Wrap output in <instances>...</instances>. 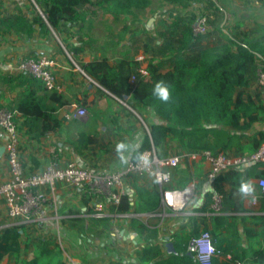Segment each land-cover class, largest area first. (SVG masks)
<instances>
[{"label":"trees","instance_id":"1","mask_svg":"<svg viewBox=\"0 0 264 264\" xmlns=\"http://www.w3.org/2000/svg\"><path fill=\"white\" fill-rule=\"evenodd\" d=\"M162 1L183 9L189 2V0ZM35 2L42 14L37 12L32 21L21 14L2 19L0 31L31 38L35 24L46 30L48 23L60 35L68 50L74 56H78L84 53V48L82 45L69 43L63 33L80 19L81 8L97 6L106 9L117 18L146 10L152 0H35ZM198 2L203 4L204 9L213 8L220 21L211 22V15L203 13L172 14L169 39L162 40L156 49L158 57L171 56V67L167 71H163L162 65L156 63L157 57H152L148 62L146 75L138 72V62L126 57L111 64L108 56L102 55L101 58L81 65L102 88L125 101L133 110L140 114L142 110H149L161 118L160 122L148 126L149 134L145 132L133 160L145 151L154 149L158 153L168 141L187 152L208 151L228 154L235 150L243 156L255 153L264 142L263 130L250 132L254 124L264 123V100L259 94L251 96L242 91L253 83H258L260 74H264V24L255 23L253 27L243 30L240 24H236L227 34L221 27L224 12L218 7V2L215 0ZM203 15L210 18L212 32L209 30L204 35H195L192 25ZM211 34L217 35L218 40L210 47L201 46L202 40ZM150 43L151 40L145 46V53L150 52ZM132 76H135L133 84L130 83ZM17 78L21 80L19 86L26 87L25 94L15 108L11 109L24 118L19 129H24V134L30 140H40L49 133H56L62 127V121L55 113L59 107L66 105L62 95L55 90H48L41 80L22 74ZM158 81H164L169 85L170 99L166 103L152 95L153 87ZM260 87L264 89V86ZM91 137L90 133L80 132L73 143L76 151L87 149ZM251 179L264 180L263 164H251L243 172L232 169L215 178L213 181L215 187L218 188L220 183H231L232 188L229 194L223 195L221 215L213 218L212 236L221 235V229L229 223L226 213L244 211L241 201L237 198L238 187L242 181ZM132 189L136 196V212L153 214L158 211L162 202L161 193L156 187L149 189L132 183ZM262 195L264 206V193ZM133 208L132 199L127 192L121 196L118 204H111L110 212L121 216L130 214ZM252 220L255 225L260 226V230L245 228L246 238L255 264H264V247L260 242H256L264 239V215L255 216ZM76 222L83 224L84 220L78 219ZM91 222L102 226L105 233L98 234L101 239L109 236L110 217L95 218ZM233 226L228 229V236L224 238L223 245H215L219 255H231L230 261L222 264H237L242 260L239 255L242 248L241 237ZM23 227H7L0 230V262L8 256L13 258L16 264H66L64 250L52 239L27 237L22 243L23 235L20 229ZM130 228L149 245L138 252V263L129 264H199L195 253L188 251L190 243L188 237H177L176 251L162 258L163 251L160 245L152 243L159 238L157 228H151L136 218L131 219ZM23 244L26 249L30 247L34 249L33 254L27 255V258L23 257ZM256 244L259 247L255 248ZM215 261L213 264H216Z\"/></svg>","mask_w":264,"mask_h":264},{"label":"crops","instance_id":"2","mask_svg":"<svg viewBox=\"0 0 264 264\" xmlns=\"http://www.w3.org/2000/svg\"><path fill=\"white\" fill-rule=\"evenodd\" d=\"M231 7L229 13V23L225 25L227 31L236 24L240 28L247 29L253 27L255 23L264 24V0H223ZM28 0H0V21L14 16L24 15L29 21L41 11L35 0L32 3ZM195 5V3H194ZM233 5L234 7L232 8ZM34 6V7H33ZM203 8V4L199 5ZM171 8H175L171 6ZM44 17V16H43ZM48 29H42L39 25H34V33L31 38L14 33H4L0 31V107L14 109L18 101L26 92V87L19 86L18 74L14 72V67L18 60L24 58L46 57L55 61L54 69L60 90L66 105L59 107L56 116L62 121V127L56 132L43 136L40 140H30L24 129H19L21 135V151L24 167L27 172H38L43 170L52 162L65 167L69 163H75L91 171L103 174L124 170L129 161L133 160L134 153L140 147L145 132L149 134L148 126L155 122H160L161 118L152 111L143 110L144 122L147 123L145 129L134 120L135 110L104 88H102L83 69V63H89L94 59L101 58L102 54L111 51V45H102L92 48V55L89 46L84 47V53L74 56L62 42L60 35L47 23ZM49 32L62 44L52 40H47ZM212 32V29H210ZM65 33H63L64 35ZM67 37L66 35H64ZM85 40L89 37L84 35ZM69 39V37H67ZM79 37L76 35L68 40L69 43L79 44ZM218 40V36L211 34L204 38L201 46L210 47ZM119 41V40H117ZM110 48V49H109ZM107 56V55H106ZM111 64H115L118 59L124 57H108ZM133 59L139 64V68H147L148 59L137 61V57H126ZM146 58V59H145ZM172 58L170 56V67ZM168 69L163 71H167ZM10 80V81H9ZM130 83L131 79H130ZM133 84V83H132ZM247 94L255 96L257 94L264 100V89L256 82L249 88L243 89ZM42 93V92H41ZM53 105V103H51ZM76 108H83L87 111V117L81 119L67 120L66 115ZM134 115V116H133ZM16 122L20 128L24 118L16 114ZM264 131V123H256L250 132ZM80 132L92 134L87 149L76 151L74 141ZM124 142L128 145L123 156L126 162H122L116 153V145ZM167 148H174L167 154ZM183 150L173 142L168 141L166 145L158 151L159 156H172ZM237 151L230 152V155L237 154ZM210 164L203 161L188 160L182 163L177 170L171 183L172 187H186L191 183L195 184L193 195L186 210L182 213L173 212L163 204L156 213L136 212V196L132 189V183L152 189L157 186L151 177L132 175L124 183L126 193L129 192L134 208L130 215L123 217L110 212L111 203L104 196H96L90 193L88 187L77 188L65 183L56 186L53 192L46 191L49 201L42 211V218L32 226L20 229L22 233V243L26 238L52 239L59 243L64 250L66 264H129L138 263L137 254L149 243L142 241L130 228L132 218L139 219L151 228L159 230V238L152 243L159 244L163 251L162 258L169 253L176 251L175 239L179 236L188 237L190 240L188 251L191 250V242L198 237L203 230L213 229L214 215L211 211V192L217 190L223 195L230 193L231 183H220L218 188L207 179ZM9 179V168L5 155V138L0 132V184ZM255 188L253 196L244 198L237 194L244 211L229 212L225 215L229 218V223L221 229V235L213 237L215 245H223V240L228 236V229L232 225L238 230L241 237L242 248L239 255L242 260L239 263L255 264L249 241L246 238L245 228H255L260 230L259 225H255L252 218L264 215L263 192L259 186L258 179L250 180ZM158 189V188H157ZM159 190V189H158ZM210 195V196H209ZM102 208L103 217H110V233L108 237L101 239L98 234L105 232L102 226L94 225L90 221L95 219V212ZM167 209L169 212H167ZM221 215V214H220ZM78 219H83L85 224L84 236L82 229L77 224ZM15 222L8 218L7 208L4 199H0V230L7 227H14ZM233 226V227H234ZM237 226V227H236ZM16 227V226H15ZM90 227V229H89ZM212 235V233H211ZM264 247V239L259 241ZM168 244H171L170 251ZM225 244V243H224ZM259 247L258 244L255 248ZM24 258L33 254V247L26 249L22 246ZM238 255V253H237ZM231 255H217L213 260L216 264L228 263ZM213 261V263H214ZM0 264H16L13 258L4 257Z\"/></svg>","mask_w":264,"mask_h":264},{"label":"built area","instance_id":"3","mask_svg":"<svg viewBox=\"0 0 264 264\" xmlns=\"http://www.w3.org/2000/svg\"><path fill=\"white\" fill-rule=\"evenodd\" d=\"M210 18L206 15L198 17L193 23L192 30L195 35H204L210 30ZM137 61L144 60V56H138ZM56 63L46 57L24 58L17 61L14 72L41 80L48 90H60V85L54 73ZM142 75L147 74L146 68H139ZM135 82V76L131 77ZM259 85L264 86V74H260ZM16 112L6 107H0V132L5 138V155L9 168V179L0 184V199H4L7 216L15 222L14 227L32 226L42 218V211L49 201L46 191L53 192L60 183H65L77 188L88 187L90 193L96 196H104L111 204H118L122 195L126 193L124 183L132 175L151 177L161 193L162 204L173 212L182 213L186 210L193 195L195 184L186 187H172L171 183L177 168L185 161L203 160L210 164L207 179L213 183L215 178L232 169H241L245 165L261 163L264 165V142L253 154L230 155L224 153L187 152L183 151L172 156H159L153 149L143 152L137 159L128 162L124 170L98 174L90 169L81 167L75 163H69L65 167L56 162L50 163L38 172H27L24 167L21 151V135L19 126L15 120ZM87 117V111L76 108L66 115L67 120ZM259 186L264 193V180H259ZM223 194L217 190L211 192L210 208L214 215L222 209ZM96 218L104 216L102 208L95 212ZM132 217L130 214L121 215ZM191 250L195 253L199 264H213V259L219 252L213 242L209 230H203L201 234L191 242ZM243 264V263H239Z\"/></svg>","mask_w":264,"mask_h":264},{"label":"rangeland","instance_id":"4","mask_svg":"<svg viewBox=\"0 0 264 264\" xmlns=\"http://www.w3.org/2000/svg\"><path fill=\"white\" fill-rule=\"evenodd\" d=\"M34 0H28V3L33 5ZM200 0H189L188 6L183 8H171L169 4L163 3L162 0H152L151 5L144 11H137L134 15L125 17H114L106 9L97 6H86L80 9V19L73 26L66 29L65 34L67 37L72 38L74 36L79 37V45L82 47H88L91 51H87V54L92 55L93 47L102 45L105 47L111 45V51L105 53L108 57H147L149 62L152 57H157L156 63L161 64L164 70L170 68V55L165 57H158L156 55L157 45L162 40H168L170 35V23L171 15H180L185 12H194L197 15L209 14L211 15V22H219L220 17H216L215 10L213 8L201 9L198 2ZM224 9L231 12V7L223 0H216ZM195 3V5H194ZM232 8L234 7L231 5ZM34 7V6H33ZM204 9V10H203ZM229 15V13H228ZM229 21V16H228ZM227 21V24H230ZM84 35L89 39L85 40ZM47 40H54L59 48H62V44L49 32ZM68 39V40H69ZM119 40V41H117ZM151 40L150 52L145 53V46L149 44ZM110 49V48H109ZM104 55V54H102ZM146 59V58H145ZM143 111V110H142ZM135 112L134 120L139 125H142L145 129L147 123L144 122L143 112ZM174 148H167V154ZM167 212L169 210L167 209ZM84 236L85 224H79Z\"/></svg>","mask_w":264,"mask_h":264},{"label":"clouds","instance_id":"5","mask_svg":"<svg viewBox=\"0 0 264 264\" xmlns=\"http://www.w3.org/2000/svg\"><path fill=\"white\" fill-rule=\"evenodd\" d=\"M152 95L155 96L158 100L162 102H168L170 99V91L169 85H167L164 81H158L153 87ZM128 145L124 142H120L116 145V153L122 162H126L125 157L123 156L124 151L127 149ZM247 168V165L244 168L238 169V171L243 172ZM239 194L244 197L253 196L255 193V188L251 181L245 180L242 181L238 187Z\"/></svg>","mask_w":264,"mask_h":264},{"label":"water","instance_id":"6","mask_svg":"<svg viewBox=\"0 0 264 264\" xmlns=\"http://www.w3.org/2000/svg\"><path fill=\"white\" fill-rule=\"evenodd\" d=\"M216 1V0H215ZM217 3V2H216ZM217 5H218V7H220L221 9H222V11L224 12V21H223V23L221 24V27L223 28V30H224V32L225 33H229L224 27H225V25H226V23H227V21H228V14H227V12L222 8V6L219 4V3H217ZM171 244H168V249H169V251H170V248H171Z\"/></svg>","mask_w":264,"mask_h":264}]
</instances>
